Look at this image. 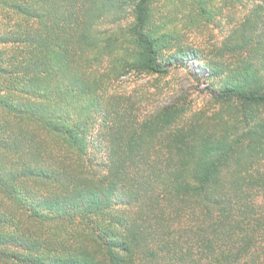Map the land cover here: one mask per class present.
<instances>
[{
	"label": "trees",
	"instance_id": "obj_1",
	"mask_svg": "<svg viewBox=\"0 0 264 264\" xmlns=\"http://www.w3.org/2000/svg\"><path fill=\"white\" fill-rule=\"evenodd\" d=\"M233 2L253 7L228 69L161 60L151 0H0V264H264V114L240 111L264 108V0ZM128 7L133 53L95 29ZM193 59L213 116L141 119L109 93Z\"/></svg>",
	"mask_w": 264,
	"mask_h": 264
},
{
	"label": "rangeland",
	"instance_id": "obj_2",
	"mask_svg": "<svg viewBox=\"0 0 264 264\" xmlns=\"http://www.w3.org/2000/svg\"><path fill=\"white\" fill-rule=\"evenodd\" d=\"M252 7V4L236 6L233 0H151L150 25L156 30V37L162 38L156 46L160 59L167 60L170 54L182 47L199 52L206 61L213 60L231 69L239 56L229 52L226 44L231 43L233 30L244 16L250 14ZM126 13L121 20L105 19L95 29L102 31L106 39L122 42L132 52L135 44L126 30L134 22L133 9L128 7ZM165 34L168 36L163 38ZM116 53L120 55L124 51L117 50ZM111 60L106 56L100 70L111 66ZM199 64L198 60H187L186 67H173L164 75L133 70L109 83V93L118 94L123 103L126 100L141 119L157 113L174 101L187 105V116L200 112L213 116L220 109L225 110L227 104L222 106L211 100L205 70L198 71ZM240 111L242 114L251 111L264 114L261 106L240 107ZM256 167L264 170V158Z\"/></svg>",
	"mask_w": 264,
	"mask_h": 264
}]
</instances>
